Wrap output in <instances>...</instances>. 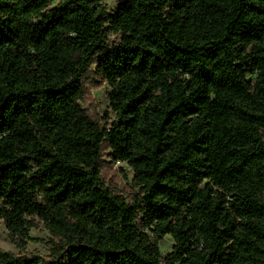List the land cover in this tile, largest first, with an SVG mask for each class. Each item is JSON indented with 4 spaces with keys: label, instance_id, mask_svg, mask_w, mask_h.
I'll return each instance as SVG.
<instances>
[{
    "label": "trees",
    "instance_id": "trees-1",
    "mask_svg": "<svg viewBox=\"0 0 264 264\" xmlns=\"http://www.w3.org/2000/svg\"><path fill=\"white\" fill-rule=\"evenodd\" d=\"M105 1L0 0V264H264V0Z\"/></svg>",
    "mask_w": 264,
    "mask_h": 264
},
{
    "label": "rangeland",
    "instance_id": "rangeland-1",
    "mask_svg": "<svg viewBox=\"0 0 264 264\" xmlns=\"http://www.w3.org/2000/svg\"><path fill=\"white\" fill-rule=\"evenodd\" d=\"M119 1L106 0L104 3L108 11L112 12L117 7ZM109 91L110 87L108 84L93 73L87 83L83 107L95 118L102 120L108 116L112 122L115 120V114L112 112L110 106ZM133 177L134 172L126 163H108L103 169V178L106 185L125 196L134 192L132 184ZM31 237L32 240L27 243L23 251L11 240L3 220L0 219V250L12 252L17 255L36 253L42 257H48L49 250L47 241L49 232L41 226L38 229L32 230ZM173 246V238L171 236L164 237L159 244L162 255L166 256L170 253Z\"/></svg>",
    "mask_w": 264,
    "mask_h": 264
}]
</instances>
